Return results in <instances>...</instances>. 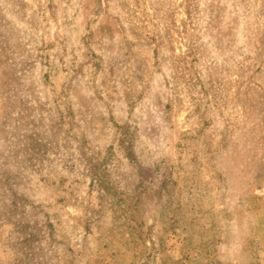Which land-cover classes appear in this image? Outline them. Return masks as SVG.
Masks as SVG:
<instances>
[{"label":"rangeland","instance_id":"obj_1","mask_svg":"<svg viewBox=\"0 0 264 264\" xmlns=\"http://www.w3.org/2000/svg\"><path fill=\"white\" fill-rule=\"evenodd\" d=\"M0 264H264V0H0Z\"/></svg>","mask_w":264,"mask_h":264}]
</instances>
